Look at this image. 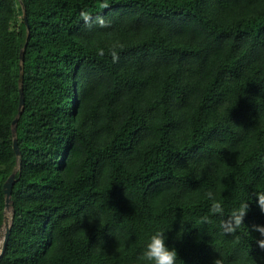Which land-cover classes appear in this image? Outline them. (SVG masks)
Instances as JSON below:
<instances>
[{
  "label": "trees",
  "instance_id": "trees-1",
  "mask_svg": "<svg viewBox=\"0 0 264 264\" xmlns=\"http://www.w3.org/2000/svg\"><path fill=\"white\" fill-rule=\"evenodd\" d=\"M22 47L0 264H264V0H0V227Z\"/></svg>",
  "mask_w": 264,
  "mask_h": 264
},
{
  "label": "clouds",
  "instance_id": "clouds-1",
  "mask_svg": "<svg viewBox=\"0 0 264 264\" xmlns=\"http://www.w3.org/2000/svg\"><path fill=\"white\" fill-rule=\"evenodd\" d=\"M81 15L87 20L88 17L86 13H81ZM113 59L114 62L118 59V56L115 53L113 54ZM209 196H211V193H209ZM253 199L259 207L261 214H264V192L254 193L251 200ZM248 209L249 201H244L238 208L231 212L226 221L227 233H234L241 225L244 224V217L246 216ZM211 211L213 214H223L222 206L219 203H213ZM249 229L251 232L258 234L259 238L255 239V243L258 248L264 250V225L253 224L249 227ZM168 230L169 228L158 229L147 238L138 257L141 264H177L179 260L177 251L174 247H169L165 243V233ZM179 236L180 233H177V238H179ZM212 264H222V262L219 259H214Z\"/></svg>",
  "mask_w": 264,
  "mask_h": 264
},
{
  "label": "water",
  "instance_id": "water-1",
  "mask_svg": "<svg viewBox=\"0 0 264 264\" xmlns=\"http://www.w3.org/2000/svg\"><path fill=\"white\" fill-rule=\"evenodd\" d=\"M22 15L24 18V22L26 24V29H27V36H28V23H27V18H26V14L24 11V8L22 6ZM23 54H24V47H22L20 49L19 52V76H18V90H19V103H18V110L16 115L14 116V118L11 121V134H12V146L13 149L15 151V154L17 156V166L14 168V170L6 177V179L3 181L2 184V188L4 191V210H3V224H2V228H0V236H2V244H1V249H0V256L3 254L6 244H7V240H8V235L10 232V221L12 219V213L11 215L8 216L7 214V209H11V204H10V200H11V190H12V186L14 183V173L15 170L19 167L20 164V150L18 147V143H17V134H16V123H17V119L22 111L23 105H24V94H23Z\"/></svg>",
  "mask_w": 264,
  "mask_h": 264
},
{
  "label": "rangeland",
  "instance_id": "rangeland-1",
  "mask_svg": "<svg viewBox=\"0 0 264 264\" xmlns=\"http://www.w3.org/2000/svg\"><path fill=\"white\" fill-rule=\"evenodd\" d=\"M18 20H19V19H17L14 23H12V25H11L12 28H13V27L16 28L17 23H18ZM9 210H10V213L8 214V216L11 215V212H12V209L9 208ZM2 224H3V223H2ZM0 228H2V226H1ZM1 244H2V236H0V249H1Z\"/></svg>",
  "mask_w": 264,
  "mask_h": 264
},
{
  "label": "bare ground",
  "instance_id": "bare-ground-1",
  "mask_svg": "<svg viewBox=\"0 0 264 264\" xmlns=\"http://www.w3.org/2000/svg\"><path fill=\"white\" fill-rule=\"evenodd\" d=\"M6 212H7V214H9V213H10V210H9V209H7V211H6Z\"/></svg>",
  "mask_w": 264,
  "mask_h": 264
}]
</instances>
